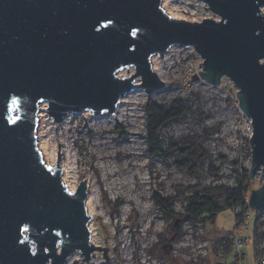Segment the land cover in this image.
<instances>
[{"label": "water", "instance_id": "water-1", "mask_svg": "<svg viewBox=\"0 0 264 264\" xmlns=\"http://www.w3.org/2000/svg\"><path fill=\"white\" fill-rule=\"evenodd\" d=\"M162 1L0 0V264L105 256L91 245L85 182L69 192L58 151L53 167L41 159L39 105L55 125L85 112L111 116L135 89L165 87L151 58L173 47L201 58L205 84H233L238 110L251 119L248 179L260 171L264 180V0H195L218 17L201 22L169 16ZM127 68L134 74L119 77ZM248 207L264 210V184Z\"/></svg>", "mask_w": 264, "mask_h": 264}, {"label": "rangeland", "instance_id": "rangeland-1", "mask_svg": "<svg viewBox=\"0 0 264 264\" xmlns=\"http://www.w3.org/2000/svg\"><path fill=\"white\" fill-rule=\"evenodd\" d=\"M163 1L162 9L173 18L190 22L218 20L202 2ZM154 58L163 67L159 71L165 87L150 94L143 89L130 93L129 99L136 101L135 127H130L128 114L121 122L110 125L85 112L70 115L68 132L53 126L48 129L51 142L54 137L57 139L55 145H59L62 161H66L67 151L73 155L76 175L73 191L85 180L94 188L95 200L90 211L85 204L90 216V236L98 242L95 247L107 249L105 256L103 250L95 251L88 262L75 253L74 264H260L264 259V238L259 235L264 232V210L258 213L250 209L248 227L239 234L243 239L250 238L251 243L239 253L234 246V215H241L245 206L219 212L213 223L181 219L184 197L190 189L248 184L249 190H255L264 184L260 171L248 179L250 160L244 156L246 147L238 143L236 132L240 119L236 89L227 78L221 79L218 86L200 80L202 60L191 48L173 47L162 59ZM151 68L154 71L152 62ZM133 74L132 68L118 73L121 78ZM139 83L138 78L136 84ZM175 100L187 101L189 110L182 119L161 129L163 153L153 155L145 141L144 107L148 101L163 105ZM187 142L199 146L205 156L202 160L193 158L185 166V158L172 150L182 144L187 146ZM107 165L120 178L128 172L137 174L136 188L128 193L129 200L121 193L113 195L105 190V184L113 180L106 174ZM212 168L217 169L215 173ZM143 187L145 190H140ZM158 199L172 201L173 215L158 207L155 202ZM218 206L227 207L223 199L218 200ZM175 220H179L176 228Z\"/></svg>", "mask_w": 264, "mask_h": 264}, {"label": "trees", "instance_id": "trees-1", "mask_svg": "<svg viewBox=\"0 0 264 264\" xmlns=\"http://www.w3.org/2000/svg\"><path fill=\"white\" fill-rule=\"evenodd\" d=\"M189 108L187 101L175 100L169 104H157L152 101H148L144 107L145 112V141L148 151L153 155H159L163 153L159 132L164 127L182 119ZM178 146L177 144H175ZM174 145V147H176ZM176 155L185 158L183 163L188 166L190 160L193 158L204 159L205 152L187 142V146L183 144L172 150ZM224 159V158H223ZM216 168H212V172H216ZM243 174V175H242ZM243 177H246V173H242ZM254 190V189H252ZM252 190H249L248 184L246 186L239 185L235 188H226L223 186H215L213 188H199L190 189L189 195L184 197L185 207L184 214L181 216L182 221L184 219H190L193 222L206 221L213 223L217 214L226 209H231L233 206H246L245 198L248 197ZM223 199L227 207L218 206V200ZM158 207L168 213L172 214V201L167 199H158L155 201ZM258 212V211H257ZM207 214V216H205ZM173 215V214H172ZM240 215H234V220H240ZM174 227V225H173ZM261 238H264V232L259 234ZM262 253V252H261ZM263 255V253H262ZM240 261V259H239ZM239 262H237L238 264Z\"/></svg>", "mask_w": 264, "mask_h": 264}, {"label": "bare ground", "instance_id": "bare-ground-1", "mask_svg": "<svg viewBox=\"0 0 264 264\" xmlns=\"http://www.w3.org/2000/svg\"><path fill=\"white\" fill-rule=\"evenodd\" d=\"M162 6H164V1L162 3ZM156 60L157 59L154 57L151 58L153 69L156 75L160 79L161 76H160L159 70L162 69L163 67L160 66ZM119 74H121V71L119 72ZM134 82L137 83L138 78H135ZM130 96L131 94L129 93L120 99L116 107V112L113 115L111 116L103 115V116L92 117V118L94 120L107 122L110 125H112L115 122H121L123 117L127 116L128 114L130 127L132 128L135 127L134 120L136 116L134 114L133 106L134 104H136V101L133 99H129ZM43 109H46L45 104L40 105V111L38 114L39 125H38V130H37V148L41 155V159L43 163L47 166L53 167L56 165L57 146H58V153H59V145H55L57 143V139L55 137L53 138V142H51V140L48 138V134H47L48 129L53 126L59 129H65L68 132L70 130V128L68 127L70 124L69 119L72 116H68L64 118L60 124L55 125L51 122L49 118H47L45 114V110ZM101 127L104 129H107V126L102 125ZM61 156L62 154L60 153V157L58 160L60 162V168L62 171L61 180L63 184L66 186V188L68 189V191L72 192L75 188V179H76L75 167H74L75 160L73 158V155H71L69 151L66 152L65 162L62 161L63 158ZM99 158L104 159L105 157H99ZM104 168H107L106 174H108L111 178H113L111 182L105 184V190L113 195H118V193H121L122 195L125 196L127 200H129L128 193L135 191V188H136L135 180H136L137 174L128 172L126 174H122V177L120 178L119 176H117V172L114 170V168L111 165H107ZM85 184H86V188L88 191V196H87L85 204H86V207L88 208V211H90L89 208L93 205V202L95 200L94 199L95 191H94V188H92L89 185L87 180H85ZM146 185H149V183H147ZM141 189L145 190L144 187L140 188V190ZM97 243L98 242L92 237L91 245L97 246L98 245ZM73 257H74L73 255L70 256L67 259L66 264H74V261L72 260Z\"/></svg>", "mask_w": 264, "mask_h": 264}, {"label": "built area", "instance_id": "built-area-1", "mask_svg": "<svg viewBox=\"0 0 264 264\" xmlns=\"http://www.w3.org/2000/svg\"><path fill=\"white\" fill-rule=\"evenodd\" d=\"M204 20V19H203ZM202 21V20H201ZM236 132L239 135V141L238 143L241 146L246 147L244 156L250 160V147H249V138L252 136V128H251V119L249 117L244 116L242 113H240V119L236 126ZM245 204L248 206V197L245 198ZM259 213V212H258ZM240 220H234V228H235V234H234V246L235 251L239 253V250L244 245H249L250 238L243 239L241 235L239 234V231H243L248 227L249 224V218H250V210L246 208L245 211L240 215ZM260 264H264V259L260 260Z\"/></svg>", "mask_w": 264, "mask_h": 264}]
</instances>
